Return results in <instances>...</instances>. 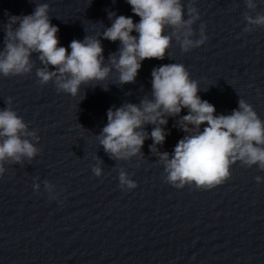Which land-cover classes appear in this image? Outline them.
I'll return each instance as SVG.
<instances>
[{
	"label": "water",
	"instance_id": "obj_1",
	"mask_svg": "<svg viewBox=\"0 0 264 264\" xmlns=\"http://www.w3.org/2000/svg\"><path fill=\"white\" fill-rule=\"evenodd\" d=\"M182 2L187 18L188 0ZM36 3L49 4L60 46L69 52L73 39L99 37L110 27L109 12L140 20L127 0H0V50L9 16L32 14ZM257 4L256 11L264 13V0ZM195 6V38L204 24L206 42L185 53L173 40L163 60L142 62L134 83L118 84L113 70L73 97L57 92L52 82L41 85L35 68L24 76L0 75V109L11 98L30 130H38L41 149L30 162L6 164L0 178V264H264V171L258 166L237 162L230 179L212 189L177 188L166 182L150 137L142 155L128 161L111 159L96 138L107 110L151 98L153 68L170 63L186 67L216 115L231 114L242 98L264 120V28L243 31L244 0H196ZM100 39L107 64L120 42ZM32 59L42 67L36 54ZM187 114L182 109L180 116ZM179 118L168 117L159 152L171 154L186 135ZM153 127L145 130L150 134ZM95 157L103 161L100 177L92 172ZM119 168L136 182L135 189L119 187ZM45 180L55 186L57 199H49Z\"/></svg>",
	"mask_w": 264,
	"mask_h": 264
},
{
	"label": "clouds",
	"instance_id": "obj_2",
	"mask_svg": "<svg viewBox=\"0 0 264 264\" xmlns=\"http://www.w3.org/2000/svg\"><path fill=\"white\" fill-rule=\"evenodd\" d=\"M127 3L139 16L138 23L131 17L109 12L111 26L99 37L85 35L83 41L73 39L68 46L70 52L60 46L59 28L51 23L48 3H36L32 14L9 16L4 26V47L0 50V75L24 76L35 68L41 85L52 82L57 92L75 97L82 85L95 87L107 80L113 70L118 73V84L134 83L142 62L163 60L173 40L185 53L207 40L204 24H200L199 36L195 38L197 31L193 25L200 20L196 0H188L187 18L182 0H127ZM244 3L247 11L243 13L246 22L243 31L250 33L255 28H264V13L256 11L257 0ZM133 31L138 35H132ZM100 37L120 42L118 51L109 54L107 64ZM33 54L42 67H36ZM151 77V98L145 95L139 104L125 103L107 110V123L96 138L111 159L128 161L142 155L144 142L150 137L153 141L150 150L159 157L166 182L177 188L212 189L230 179L232 165L237 162L248 168L256 165L264 171V120L249 103L241 98L231 114L216 115L215 106L198 95L199 82L190 78L183 64L155 67ZM6 104L0 109V178L6 172V164L22 165L41 151L36 146L38 130H30L12 108L11 98ZM182 109H187L188 114L180 116ZM177 116L180 117L177 126L186 135L171 154L159 152L157 145H162L168 134L163 126L167 125L168 117ZM149 124L154 125L150 134L145 130ZM95 159L92 172L100 177L103 161ZM255 179L257 183L262 180L260 176ZM118 180L122 190L137 187L124 168H119ZM43 184L49 199H57L55 186L47 180ZM33 188L39 192L40 183L34 182Z\"/></svg>",
	"mask_w": 264,
	"mask_h": 264
}]
</instances>
